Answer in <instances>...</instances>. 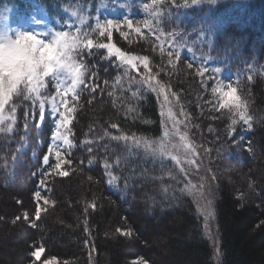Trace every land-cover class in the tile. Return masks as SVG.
I'll return each instance as SVG.
<instances>
[{"label": "trees", "instance_id": "obj_1", "mask_svg": "<svg viewBox=\"0 0 264 264\" xmlns=\"http://www.w3.org/2000/svg\"><path fill=\"white\" fill-rule=\"evenodd\" d=\"M13 4L23 10L19 0ZM57 7L48 6L46 14L56 15ZM118 12L107 18L111 40L91 25L86 32L94 44L148 58L147 75L164 86L189 144L204 154L214 189L218 264H264V0H129ZM88 51L77 57L87 72L72 101L73 147L64 152L71 164L52 171L50 156V165H43L53 129L49 112L38 127V108L32 119L30 101L10 102L17 105V122L13 133L0 134V225L12 231L2 242L12 245L14 264H216L198 201L184 187L191 160H154L131 140L113 139L159 140L162 120L168 123L160 115L163 96L136 83L145 74L142 65L125 74L115 57L105 58L106 49ZM220 86L235 90L251 128L220 107ZM44 94L54 95L51 84ZM129 230L131 236L122 234ZM41 246L36 260L31 254Z\"/></svg>", "mask_w": 264, "mask_h": 264}, {"label": "snow or ice", "instance_id": "obj_2", "mask_svg": "<svg viewBox=\"0 0 264 264\" xmlns=\"http://www.w3.org/2000/svg\"><path fill=\"white\" fill-rule=\"evenodd\" d=\"M191 2L197 3L198 0H191ZM151 6L145 4L144 8L147 10ZM131 26V21H126ZM147 24V22H145ZM113 26V21L108 20L105 26H101L97 23V29H99L100 36H104L105 33L108 35V39L111 40V32L108 28ZM139 32V28L136 29ZM43 34L21 31L18 34H0V134H10L14 131V125L16 124V110L17 105L10 104L14 97H23L24 100L30 101L33 106L32 119H36V109L38 108L39 119L36 121L39 127L45 118L46 105L50 108L51 116L54 119V130L51 133V144L47 150V154L43 156V165L49 166V157L54 156L55 163L50 165L52 171L62 168L64 164H71V160L65 158L64 152L73 147V142L69 138L72 134L70 125L73 120V114L76 111L75 105L72 101L78 99L77 90L82 84H85V75L87 67L82 59H77L80 53L87 49L88 54L92 55L91 49H106L107 56L105 58L115 57L113 62L116 67L124 68L125 74L129 70L136 72L140 71V66H143L145 74L141 77L140 81L136 83L146 84L148 89L155 92L157 96H163L161 102V117H167L172 122V128L174 131H169L167 128V122L162 120L165 124L164 135L159 140H150L143 137H113L116 140H131L132 144L136 148H142L146 155H150L153 158H171L177 164L180 163V155L182 151L188 150V143L185 134H181L178 131L177 125L180 123L175 120L174 114L168 96L164 92V86L158 81L153 83L155 77L147 75L150 72L148 58L138 57L121 51L118 47H115L111 43H97L94 44L93 40L89 38L90 33H83L80 35V29L77 28L76 32L71 31H54L48 32L47 36L50 35V39L45 41L38 38ZM7 50V51H5ZM15 51V60H9L8 54ZM171 56L172 53L170 52ZM176 56L179 57L180 53L176 52ZM171 62V61H169ZM192 67L191 64L188 65ZM204 69H198V74H203ZM51 79L55 82L56 93L55 95L49 96L44 94L47 88V82ZM107 83V81H105ZM87 87V85H85ZM93 91L96 89L93 88ZM215 91V89L213 90ZM235 90L233 89V92ZM231 93L225 92L224 96H228ZM136 95V93H133ZM173 96L175 93L172 94ZM71 96V100L68 97ZM71 105V106H70ZM10 106V107H9ZM221 108H228L244 124L251 128L249 121L250 116L246 115L243 102H237L230 104L228 101H223L220 104ZM167 109V111H165ZM183 114V113H182ZM29 119V113L27 110L24 112V123L27 127ZM237 123L236 119L232 120V124ZM115 128L116 125L114 124ZM179 136V142H175L172 137ZM91 151V149H89ZM109 165L105 164L107 170ZM44 175H48L47 172ZM60 176L68 175L65 171L59 172ZM109 176L112 174L109 172ZM115 177H112L108 181L112 184ZM40 185H45V180H40ZM200 198L204 199V193L200 192L197 194ZM37 198L41 197V193L37 191L35 193ZM47 204V199L44 200ZM211 200H207V204L200 208L199 211L204 215L205 228L207 229L208 220L213 216L211 210ZM41 208L39 205L36 208V219L40 218ZM19 219V217H17ZM24 219L27 220V213L24 215ZM35 227V224H32ZM87 231V229H85ZM117 231H121L117 229ZM123 235L131 236V231L123 232ZM87 243V242H86ZM45 249L41 246L36 251L32 252V256L36 260L40 259V254ZM44 264H48L45 261ZM141 264L146 262L141 261Z\"/></svg>", "mask_w": 264, "mask_h": 264}, {"label": "rangeland", "instance_id": "obj_3", "mask_svg": "<svg viewBox=\"0 0 264 264\" xmlns=\"http://www.w3.org/2000/svg\"><path fill=\"white\" fill-rule=\"evenodd\" d=\"M14 1L15 0H0V34H18L21 31H30L43 34L38 38L47 41L50 39V35L47 36V33L54 32L57 30V28L62 31H71L75 33L77 28H79L80 31L86 32V27L88 25L97 28V23H99L101 26H104V24H106L108 21V17L114 19L117 18V14L119 13L118 9L125 6L129 0H43L47 5L40 0H19L23 3V10L16 7L13 4ZM238 1L242 3L248 2V0ZM52 3L56 7L58 6L57 10L53 11V13L56 15L46 14V9L48 8V6L50 8L53 5ZM49 84H51V87L54 88L55 95V82L49 79L47 82V87H49ZM221 87L222 86H220V89ZM224 88L227 87L225 86ZM226 90L221 89V91H219V94L221 96H224L225 92L231 94L228 96H224V99L220 98V104L225 100L230 104L239 102L235 91L233 92V90ZM168 98L171 101L170 97ZM169 107H171L172 109L175 120L180 122L177 125L179 133L186 135L187 143L189 146L186 152H181L180 158L187 160L190 159L194 164V166L189 169L188 174H186L185 176L184 187L188 194L191 196L194 195L193 198L198 201V203L196 204V209L202 218L204 236L209 241L214 253V260L216 264H218L219 251L215 236L213 211L214 189L210 180V176L208 175L204 154H202L200 151L198 153V149L196 150L195 147L189 144L187 127L181 121L180 115L175 111L172 102ZM46 110L49 112V116L53 121L54 130V119L52 118L50 108L47 105ZM165 111H167V109ZM242 111H244V108L242 109ZM231 113L235 115L233 112ZM167 121L168 130L174 131V129L172 128V122L168 119ZM172 139L175 142H179V136L174 135ZM146 157L154 160L159 159L153 158L150 155H146ZM200 192L204 193V199L200 198L197 195ZM207 200H211L210 207L213 212V216L208 220V227L206 229L204 215L199 211V209L207 204ZM11 232L12 231L9 227L0 225V256L5 264H14L13 259L16 257V253L12 249V245L8 244L7 241L2 242V240H5L8 235L11 234ZM52 263L55 262L52 261Z\"/></svg>", "mask_w": 264, "mask_h": 264}, {"label": "clouds", "instance_id": "obj_4", "mask_svg": "<svg viewBox=\"0 0 264 264\" xmlns=\"http://www.w3.org/2000/svg\"><path fill=\"white\" fill-rule=\"evenodd\" d=\"M5 51H7V50H5ZM16 55H17L16 52L13 51V52H11V53L8 54V57H7V58H8L9 60H15Z\"/></svg>", "mask_w": 264, "mask_h": 264}]
</instances>
